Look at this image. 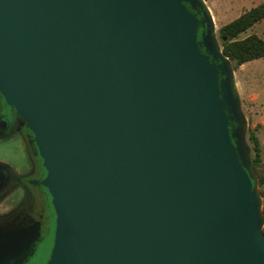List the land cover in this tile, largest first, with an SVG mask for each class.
Returning <instances> with one entry per match:
<instances>
[{
  "label": "water",
  "instance_id": "water-1",
  "mask_svg": "<svg viewBox=\"0 0 264 264\" xmlns=\"http://www.w3.org/2000/svg\"><path fill=\"white\" fill-rule=\"evenodd\" d=\"M217 35L204 0H0V96L46 171L47 264H264Z\"/></svg>",
  "mask_w": 264,
  "mask_h": 264
},
{
  "label": "flooded vegetation",
  "instance_id": "flooded-vegetation-1",
  "mask_svg": "<svg viewBox=\"0 0 264 264\" xmlns=\"http://www.w3.org/2000/svg\"><path fill=\"white\" fill-rule=\"evenodd\" d=\"M192 13L198 20L202 19V11ZM203 31L199 25L198 40ZM8 121L0 118V137L9 132L17 134L21 162L17 172L4 178L0 189V264H32L40 250L42 257L35 264H47L54 239L55 214L51 197L40 184L46 171L23 121L17 115L13 127Z\"/></svg>",
  "mask_w": 264,
  "mask_h": 264
},
{
  "label": "rangeland",
  "instance_id": "rangeland-1",
  "mask_svg": "<svg viewBox=\"0 0 264 264\" xmlns=\"http://www.w3.org/2000/svg\"><path fill=\"white\" fill-rule=\"evenodd\" d=\"M208 10L212 16V20L215 25L216 32L218 34V30L221 26L233 21L239 15L244 13L245 11L250 10L251 8L255 7L256 5L264 2V0H211L208 2L204 0ZM209 3V4H208ZM216 6V7H214ZM219 12H224L226 16H216ZM261 32H259V37L264 41V22L262 23ZM248 35L249 31L243 33V35ZM242 35V36H243ZM218 36V35H217ZM240 37V36H239ZM219 39V36H218ZM249 64L247 67V72L252 75H255L258 80L264 83V58L259 59L256 61H252L247 63ZM233 65V64H232ZM236 71H234V77L236 83L238 84V79L236 75ZM255 86V85H254ZM256 87V86H255ZM240 88H238L239 91ZM240 94V93H239ZM240 94V110L242 113L243 118L246 119V132H245V146L244 151L245 154L248 155V159L251 158V144L248 141L249 132L256 129V133L259 135L260 141H264V131L259 129L256 126L257 121L255 120L254 115H256V108H251V105L248 104L244 105V100ZM253 107V106H252ZM16 113L14 110L10 109L5 105L3 100L0 99V118L5 122V120H9V125L13 127L14 117ZM18 117V116H17ZM258 130V131H257ZM261 130V131H260ZM262 162L264 165V147H262ZM20 150L18 145V136L16 133L9 132L6 136L0 137V172L4 175V178L7 176L14 174L15 171L17 172L20 169ZM261 197V196H260ZM264 207V195L261 197V209ZM53 241L50 243V251ZM49 250V244H48ZM42 251H38V253L34 256L32 264L39 262L41 259ZM45 259L47 256H44Z\"/></svg>",
  "mask_w": 264,
  "mask_h": 264
},
{
  "label": "trees",
  "instance_id": "trees-1",
  "mask_svg": "<svg viewBox=\"0 0 264 264\" xmlns=\"http://www.w3.org/2000/svg\"><path fill=\"white\" fill-rule=\"evenodd\" d=\"M264 19V2L244 12L237 19L223 25L218 30L222 53L233 64V71L250 61L264 58V42L256 35H249L244 39L239 36ZM225 38V41H222ZM0 99L2 97L0 96ZM4 102V100H3ZM248 141L251 144V158L248 172L261 197L264 195V165L261 156V147L256 134V129L249 132ZM254 174V176H253ZM264 216V207L262 208ZM264 235V220L263 229Z\"/></svg>",
  "mask_w": 264,
  "mask_h": 264
},
{
  "label": "crops",
  "instance_id": "crops-1",
  "mask_svg": "<svg viewBox=\"0 0 264 264\" xmlns=\"http://www.w3.org/2000/svg\"><path fill=\"white\" fill-rule=\"evenodd\" d=\"M207 1L211 2V0H207ZM260 4H258V5H260ZM258 5H256V6H258ZM214 7H216V6H214ZM216 16H226V14L224 12H219ZM237 18H235V19H237ZM263 22H264V19H262L260 22L256 23L253 27H251L249 30H247V31H249L248 35L241 34L239 39H244L245 37L252 35V34L259 37L258 34H259V32H261V29L263 28V26L261 27ZM254 61H256V60H254ZM250 62H252V61H250ZM248 65L249 64L245 63L237 69V71H236V75H237V79H238L237 86H238V88H240L239 93L242 95L241 97L244 100V105L245 106L247 105V107H248V104H249V105H251V108H256L255 109L256 115H254L255 120L257 121L256 126L258 127V130L261 129L264 131V83H262L260 80H258V78H256L255 75H252L249 72H247ZM257 137L259 139L258 134H257ZM259 143H260L261 154H262V147H264V141H260V139H259Z\"/></svg>",
  "mask_w": 264,
  "mask_h": 264
}]
</instances>
